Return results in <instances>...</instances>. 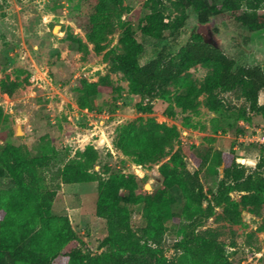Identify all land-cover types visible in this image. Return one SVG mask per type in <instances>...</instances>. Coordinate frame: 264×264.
<instances>
[{
  "label": "rangeland",
  "instance_id": "374dc122",
  "mask_svg": "<svg viewBox=\"0 0 264 264\" xmlns=\"http://www.w3.org/2000/svg\"><path fill=\"white\" fill-rule=\"evenodd\" d=\"M145 2L120 0L115 30L108 37L106 49L96 54L89 45L90 52L83 58L77 45L68 39L73 35L86 42L87 15L81 0H0V82L9 80L19 85L11 96L0 89V147L10 143L27 162L41 160L47 165L37 167L35 172L43 189L56 193L53 214L69 220L74 238L66 252L74 251L78 264H89L105 252L101 246L106 236L105 223L96 216V205L99 185L110 176H135V188L119 189L123 200L152 199L167 190L160 166H172L171 157L180 148L186 168L190 172L199 168L203 190L212 199L223 177V167L200 168L208 153L233 150L239 156L237 162L247 168H254L260 158L264 165V146L250 141L255 130H264V112H247V103L237 93H219L222 104L218 110L207 106L202 96L195 111H182L174 103L175 97L183 93L180 81L168 85L164 96L148 99L133 89L122 72L111 69L112 58L121 53L124 29L137 30L149 13ZM162 11L172 24L180 18L185 23L165 43L139 36L144 46L140 64L155 58L163 44L168 54L177 55L194 34L201 33L232 58L236 68L264 67V31L253 33L235 22H227L219 30L212 21L200 24L194 10L182 0L164 2ZM216 72L215 63H206L193 66L186 75L202 81L212 79ZM106 74L116 89H102L93 110L80 108L76 90L80 81L96 82ZM258 103L264 106V93H260ZM167 108L172 109V115ZM150 120L175 128L179 136L161 161L139 166L117 147V134L129 122ZM87 147L98 154L88 179L78 184L62 183L64 164L81 160ZM5 184L6 179L0 178V191ZM168 191L174 198L173 217L166 222L160 247L167 258L174 259L178 255L175 243L185 199L176 187ZM230 198L238 204L240 193L233 191ZM144 205L132 204L131 224L137 234L146 223ZM239 210L240 220L232 223L221 218L222 208L218 207L196 231L210 228L218 232L228 264H264V205L260 216L240 207ZM65 264L72 262L66 259Z\"/></svg>",
  "mask_w": 264,
  "mask_h": 264
},
{
  "label": "trees",
  "instance_id": "16d2710c",
  "mask_svg": "<svg viewBox=\"0 0 264 264\" xmlns=\"http://www.w3.org/2000/svg\"><path fill=\"white\" fill-rule=\"evenodd\" d=\"M87 15L86 42L69 35L85 58L89 45L96 54L106 49L108 37L115 30V19L120 0H81ZM174 0H146L149 13L137 30L127 27L120 39L121 53L111 60V69L122 72L134 90L148 99L164 96L166 88L180 81L183 93L175 97L174 103L182 111H195L200 97L213 110L221 106L219 93L235 92L247 103V112L261 114L260 93H264V67L259 65L235 67V62L219 46L209 42L201 33H196L181 46L177 55L168 54L163 44L157 56L145 64L139 58L144 46L139 36H146L165 43L184 25L185 19L172 24L162 11L164 2ZM180 1V0H179ZM191 7L200 24L210 21L215 29L227 22H235L250 32L264 31V0H182ZM215 63L216 75L212 79L192 80L187 72L195 65ZM18 84L9 80L0 82L3 93L11 96ZM102 89L114 91L108 74L96 82L82 79L77 86L78 106L89 111L96 106V96ZM169 115L172 109L167 108ZM247 112H243L246 115ZM2 110L0 108V122ZM175 128L148 122L132 121L121 127L117 134V147L131 156L137 165L158 163L178 139ZM264 146V145H263ZM235 151H214L205 156L200 168L211 165L223 167L216 193L209 199L199 179V168L190 172L183 161L180 148L171 157V165L162 164L160 173L167 190L152 199L141 197L123 200L118 191L121 187L135 188V176H110L99 185L96 216L104 221L106 236L101 241L105 252L89 264H228L224 245L218 241V232L207 228L196 231L204 218L222 208L221 218L236 223L240 210L260 216L264 205V165L262 158L254 168L237 162ZM98 154L87 147L81 160H70L61 169L62 183L78 184L88 179ZM47 166L41 160L34 163L24 160L19 149L10 143L0 147V178L6 179L5 189L0 191V264H65L70 260L78 264L74 251L66 252L73 240V231L66 216L53 214L56 193L43 189L37 167ZM176 187L185 199L181 220L177 229L178 240L174 259L167 258L160 244L173 212L174 202L169 189ZM240 193L239 203L231 201L230 193ZM144 202L145 226L140 234L131 224L133 203ZM204 202H206L204 206Z\"/></svg>",
  "mask_w": 264,
  "mask_h": 264
},
{
  "label": "built area",
  "instance_id": "2783aa9c",
  "mask_svg": "<svg viewBox=\"0 0 264 264\" xmlns=\"http://www.w3.org/2000/svg\"><path fill=\"white\" fill-rule=\"evenodd\" d=\"M251 142L258 143L260 145H264V130L257 129L255 130V134L251 135Z\"/></svg>",
  "mask_w": 264,
  "mask_h": 264
}]
</instances>
